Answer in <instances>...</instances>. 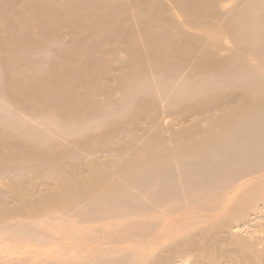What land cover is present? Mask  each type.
Returning <instances> with one entry per match:
<instances>
[{"label":"bare ground","instance_id":"1","mask_svg":"<svg viewBox=\"0 0 264 264\" xmlns=\"http://www.w3.org/2000/svg\"><path fill=\"white\" fill-rule=\"evenodd\" d=\"M0 178V264H199L264 218V0H0Z\"/></svg>","mask_w":264,"mask_h":264},{"label":"rangeland","instance_id":"2","mask_svg":"<svg viewBox=\"0 0 264 264\" xmlns=\"http://www.w3.org/2000/svg\"><path fill=\"white\" fill-rule=\"evenodd\" d=\"M2 185V186H1ZM0 188H5L3 179L0 178ZM264 218L253 222L252 227L238 229L233 228L224 236V240L217 241L211 245L209 251L201 256L199 264H256L255 258L237 243L239 238H243L248 243H256L258 240L264 238ZM16 242H9V244L0 243V251L6 252L14 248ZM47 243H42L39 247H43ZM50 246L43 247L48 249ZM260 248V245H256ZM40 248V249H41ZM191 258H188L181 264H190Z\"/></svg>","mask_w":264,"mask_h":264}]
</instances>
